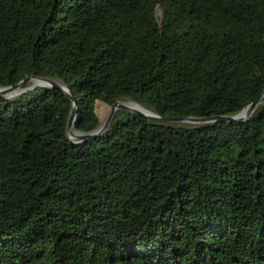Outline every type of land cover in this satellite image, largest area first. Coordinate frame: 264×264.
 <instances>
[{
    "label": "trees",
    "instance_id": "obj_1",
    "mask_svg": "<svg viewBox=\"0 0 264 264\" xmlns=\"http://www.w3.org/2000/svg\"><path fill=\"white\" fill-rule=\"evenodd\" d=\"M161 13L158 16V13ZM163 118L264 93V0H0V88ZM0 95V264H264V102L241 123Z\"/></svg>",
    "mask_w": 264,
    "mask_h": 264
},
{
    "label": "water",
    "instance_id": "obj_2",
    "mask_svg": "<svg viewBox=\"0 0 264 264\" xmlns=\"http://www.w3.org/2000/svg\"><path fill=\"white\" fill-rule=\"evenodd\" d=\"M32 80H36L38 82V84H35L32 87H26L25 85ZM44 86L53 87L55 89H61L72 100V110H71V114H70V117L68 120L67 134H68L69 139H71L73 141H85V140L95 139V137L97 135L101 134L102 132H104L108 128V126L112 122V119H113L115 113L118 110H125V111L131 112L135 115H139V116H141V117H143L149 121H155V122H161V123L189 122L192 124H203V123L216 122V121L228 122V123H232V122L241 123L243 121H247L253 115V113L255 112L257 107L261 103L264 102V93H263L257 101L251 103L250 105L245 107L243 110H241L239 113H237L236 115H233V116H215V117H211V118H202V117H186V118H169V117H167V118H163V117L155 114L154 112L144 108L143 106H141L140 104H138L134 101L130 100V102H132L133 104L141 107L142 109H146V111H148L149 114H145L144 112H142L141 110H139L137 108H133V107L124 105L122 103V100H119L118 102L115 103V105L113 107H111L110 115H109L108 119L103 124H99L98 127L90 133H82V132H77L74 129L76 118L78 115V108H77V105H76L74 98L72 97V95L69 93L68 89L65 86L59 84L58 82H56L54 80L43 78V77H38L35 75H30V76L24 78L22 81H20L19 83H17L14 86L0 88V95L4 96V97H16V96H19V95H21V94H23L29 90H32L36 87H44ZM74 131L77 132L78 134H75Z\"/></svg>",
    "mask_w": 264,
    "mask_h": 264
},
{
    "label": "rangeland",
    "instance_id": "obj_3",
    "mask_svg": "<svg viewBox=\"0 0 264 264\" xmlns=\"http://www.w3.org/2000/svg\"><path fill=\"white\" fill-rule=\"evenodd\" d=\"M161 13L159 12L158 13V16H160ZM36 83V80H32L30 82H28L25 86L26 87H32L34 86ZM130 100H122V103L124 105H127V106H130ZM110 110H111V107L102 103V102H96L95 103V112H96V115L98 116L99 118V124H103L109 117L110 115ZM179 125H183V126H187V125H191L192 123H189V122H180L178 123ZM75 132V131H74ZM76 134H78L77 132H75Z\"/></svg>",
    "mask_w": 264,
    "mask_h": 264
},
{
    "label": "bare ground",
    "instance_id": "obj_4",
    "mask_svg": "<svg viewBox=\"0 0 264 264\" xmlns=\"http://www.w3.org/2000/svg\"><path fill=\"white\" fill-rule=\"evenodd\" d=\"M36 83L38 84L37 81H36ZM129 103H130V105H131L133 108H137V109L141 110L142 112H144L145 114H149V112L146 111V109H142L141 107H139V106L133 104L132 102H129ZM75 134H76V133H75Z\"/></svg>",
    "mask_w": 264,
    "mask_h": 264
}]
</instances>
